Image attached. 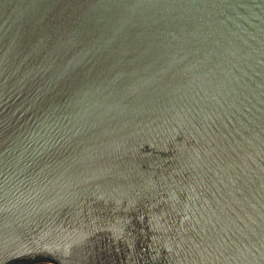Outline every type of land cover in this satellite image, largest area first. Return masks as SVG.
Masks as SVG:
<instances>
[{"label": "water", "instance_id": "water-1", "mask_svg": "<svg viewBox=\"0 0 264 264\" xmlns=\"http://www.w3.org/2000/svg\"><path fill=\"white\" fill-rule=\"evenodd\" d=\"M0 264H264V0H0Z\"/></svg>", "mask_w": 264, "mask_h": 264}]
</instances>
